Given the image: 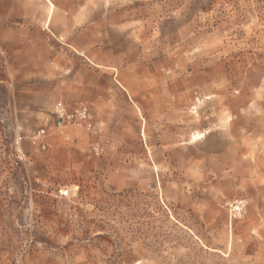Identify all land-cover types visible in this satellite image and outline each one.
<instances>
[{"label":"rangeland","instance_id":"obj_1","mask_svg":"<svg viewBox=\"0 0 264 264\" xmlns=\"http://www.w3.org/2000/svg\"><path fill=\"white\" fill-rule=\"evenodd\" d=\"M52 1L0 0V264H264V0Z\"/></svg>","mask_w":264,"mask_h":264},{"label":"built area","instance_id":"obj_2","mask_svg":"<svg viewBox=\"0 0 264 264\" xmlns=\"http://www.w3.org/2000/svg\"><path fill=\"white\" fill-rule=\"evenodd\" d=\"M56 121L52 123L48 128H59L62 130V133H64V128L68 125H72L75 127H82L85 129L90 130L93 127V121L91 113L88 111L87 107L84 105L76 107L72 111H67L64 105L61 102H58L56 104ZM48 133L47 127L41 128L38 130L35 134L36 137L45 136ZM65 136L68 138V135L65 134ZM49 143L43 142L42 148L45 149ZM95 150H99V146L95 147ZM229 211L231 214V217H234L236 214H240L244 209V204L240 202H235L232 204H229Z\"/></svg>","mask_w":264,"mask_h":264},{"label":"crops","instance_id":"obj_3","mask_svg":"<svg viewBox=\"0 0 264 264\" xmlns=\"http://www.w3.org/2000/svg\"><path fill=\"white\" fill-rule=\"evenodd\" d=\"M43 1H45L48 6V16H47L46 24H49L53 16V13L55 11L56 5L52 0H43Z\"/></svg>","mask_w":264,"mask_h":264},{"label":"bare ground","instance_id":"obj_4","mask_svg":"<svg viewBox=\"0 0 264 264\" xmlns=\"http://www.w3.org/2000/svg\"><path fill=\"white\" fill-rule=\"evenodd\" d=\"M202 134H203V133H202ZM196 135H197V138H201V137H202L200 133H198V134H196Z\"/></svg>","mask_w":264,"mask_h":264}]
</instances>
